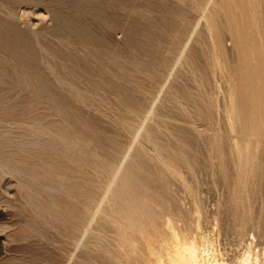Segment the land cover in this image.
<instances>
[{"label":"rangeland","instance_id":"374dc122","mask_svg":"<svg viewBox=\"0 0 264 264\" xmlns=\"http://www.w3.org/2000/svg\"><path fill=\"white\" fill-rule=\"evenodd\" d=\"M229 1L0 0V264H142L130 251L149 257L147 240L137 231L128 238L123 235L124 224L114 217L110 195L118 179L111 182L109 165L138 171L139 176L143 172L146 177L140 176L139 182L146 180L144 193L154 187L145 194L153 208L159 201L175 205L172 210L168 204L171 210L163 209L159 221L167 215L174 218L171 230L176 228L173 232L188 241L199 239L196 245L201 250L205 246L207 257L238 264L250 255L264 264V136L258 138L261 147L254 158L259 169L246 176V196L234 180L238 169L231 141L243 147L246 138L252 139L248 148L252 145L254 154V131L250 124L231 123L227 117L229 97L239 100L243 95L239 50L227 25L231 28L229 21H235L232 16L241 21L250 11L245 20L255 18L253 24L243 17L234 26L237 32H248L254 25L258 41L253 30L249 36L258 44L253 45L258 57H264V0ZM223 5H229L228 12ZM239 23L251 27L246 31ZM250 129L251 136L246 135ZM56 130L63 140L55 137ZM250 174L257 180L253 184ZM166 229L159 223L149 238L163 257L160 245L168 239Z\"/></svg>","mask_w":264,"mask_h":264},{"label":"bare ground","instance_id":"6f19581e","mask_svg":"<svg viewBox=\"0 0 264 264\" xmlns=\"http://www.w3.org/2000/svg\"><path fill=\"white\" fill-rule=\"evenodd\" d=\"M208 1H210L211 2V0H208ZM229 1V0H228ZM237 1H239V0H237ZM236 1V2H237ZM243 1V0H242ZM254 1V0H253ZM260 1V0H259ZM197 2V1H196ZM210 2H208L209 4H210ZM241 2V0L239 1V3ZM245 2H248V1H245ZM206 3H207V0H206ZM227 3H229L230 4V1L229 2H227ZM226 3V4H227ZM232 3V2H231ZM235 3V2H234ZM233 3V4H234ZM242 3V2H241ZM244 3V2H243ZM255 3V2H254ZM254 3H250V4H252V6H253V4ZM263 3V2H262ZM223 4H224V2H223ZM245 4V3H244ZM246 4H248V3H246ZM249 4V5H250ZM230 5H232V4H230ZM248 5V6H249ZM257 5V4H256ZM229 6V5H228ZM227 6V7H228ZM233 6V5H232ZM231 6V7H232ZM235 6V5H234ZM247 6V5H246ZM247 6V7H248ZM202 7H204V6H202ZM223 7H225L226 9H224V11H226V12H228L227 10V7L226 6H224L223 5ZM250 7H251V5H250ZM249 7V8H250ZM229 8V7H228ZM233 8H235V7H233ZM249 8H247V10H246V12L247 11H249L248 9ZM258 8V7H257ZM217 9V8H216ZM251 9H252V7H251ZM250 9V10H251ZM220 10V9H219ZM237 9L235 8V10L234 11H236ZM256 9H254V11H255ZM218 11V10H217ZM232 11V10H231ZM230 11V12H231ZM251 11H253V10H251ZM259 11V10H258ZM225 12V13H226ZM239 12H241L240 10H239ZM214 13V12H213ZM237 16L239 15L238 14V10H237ZM242 13V12H241ZM240 13V14H241ZM248 14V16H249V14H250V11L249 12H247ZM258 13V12H257ZM215 14V13H214ZM230 13H228L227 15H229ZM232 14H233V12H232ZM234 14H235V12H234ZM242 14H244V13H242ZM251 14H252V12H251ZM222 15V14H221ZM236 15V14H235ZM234 15V16H235ZM246 15V16H247ZM163 16V15H162ZM167 16V15H166ZM236 16V17H237ZM244 17V15L242 16V19H243V17H244V19H243V21L245 20V18H247V17ZM251 16V15H250ZM233 17V16H232ZM231 17V19H234L235 21H236V19L238 18H232ZM240 17H241V15H240ZM257 17V16H256ZM161 18V17H160ZM212 18V17H211ZM219 18V17H218ZM228 18H230L229 16H228ZM242 19H241V21H242ZM253 19H255V18H253ZM253 19H250V17H249V20H251L250 22H249V20L247 21V20H245L244 22H249V24H253L254 22H252V20ZM209 20V19H208ZM212 21H213V18L211 19ZM230 20V19H229ZM239 20V22H241L240 21V19L238 18L237 19V21ZM211 21V22H212ZM217 21V20H216ZM225 21H226V18H225ZM228 21V20H227ZM233 21V20H232ZM234 21V22H235ZM242 21V22H243ZM254 21V20H253ZM257 21V20H256ZM261 21V20H260ZM234 22H230L229 21V23H231V24H229V25H232L231 26V28H229L228 27V25H227V29L229 30L230 29V31L229 32H233V37H234V39H235V45H236V49H238L239 51V55H237V56H239L240 57V67L242 68V76L240 77V80L238 81L241 85V88L240 89H242V92L241 93H243V95L242 96H238L239 97V100H238V98H236V97H234V96H232L233 94V92L231 93V95L230 96H232V97H229V101L231 102V105L229 106V104H228V106H229V115H230V117L227 115V117H228V119L230 118V122L231 123H233V122H240V121H242V122H240V124L242 123L243 124V122L244 123H246V124H250L251 126H252V130L254 131V134L252 133V136H254V142L256 143V144H254V145H256V147H255V149H256V151L254 150V147H253V150H254V152H256V153H254V154H252L250 151L252 150L250 147H252V145L251 146H249V148H248V145H249V143H250V141L252 140V139H245V133H244V136H242V137H244V141H245V144L243 145V147H240V145H237L236 144V141H235V144L234 143H232V142H234V141H231V149L233 150V153H234V155L235 156H237V169H238V171H235L236 173L238 172V178H236V179H234L235 181L237 180V186H238V188H239V190H243L244 189V187H245V184H247L246 182H248L247 180H246V176L247 175H249V173L250 172H253V170H255V171H257L259 168H258V166L256 167L255 165H254V158L255 157H257L258 155H257V153H258V150H260L259 149V147H261L260 145H259V143H260V141L258 140V138L259 137H261V135L262 136H264L263 135V132H264V112H263V108H264V96H263V94H264V79L262 80V79H260L259 78V74H261V70L263 69L264 70V57L262 56V54H261V56L262 57H258V54H257V51L255 52V50H254V42H253V44H252V39L255 37V35L256 34H258L259 32H257L255 29V27H251V25L249 26L248 24V26L249 27H251V29H249V31L250 30H253V28H255L254 30L257 32H254V30H253V32L252 33H255L254 34V37H252V39H251V37L249 36L250 34L252 35V33L250 32V34H249V31L248 32H241V31H238L237 32V30H236V28L237 27H235L234 25H235V23ZM232 23H234V24H232ZM238 23V22H237ZM209 24H210V22H209ZM228 24V23H227ZM240 24V23H239ZM245 25H243L242 24V26H245L246 27V31H247V27L248 26H246V23H244ZM210 26H211V28H212V24H210ZM209 26V27H210ZM238 26V25H237ZM241 26V24L239 25V27ZM241 26V27H242ZM255 26H257V25H255ZM148 27V26H147ZM235 28V29H234ZM207 29V28H206ZM242 29V28H241ZM240 29V30H241ZM210 30V29H209ZM244 30H245V28H244ZM146 31V30H145ZM147 31H148V28H147ZM146 31V32H147ZM167 31V30H166ZM216 31V30H215ZM243 31V30H242ZM231 32V33H232ZM148 33V32H147ZM162 33V32H161ZM231 35V34H230ZM166 36V35H165ZM250 37V38H249ZM261 37V36H260ZM230 38H232V37H230ZM250 40V41H249ZM254 40H257V36L254 38ZM263 40V39H262ZM258 41V40H257ZM218 42H220V41H218ZM154 43V42H153ZM256 44H257V42H255ZM259 43V42H258ZM142 45V44H141ZM254 45V46H253ZM258 45V44H257ZM264 46V45H263ZM258 47V46H257ZM259 47H262L260 44H259ZM235 48V47H234ZM235 49V50H236ZM264 49V48H263ZM257 50V49H256ZM261 50H262V48H261ZM221 51V50H220ZM263 51V50H262ZM262 51H259L260 53L262 52ZM258 52V53H259ZM229 53V52H228ZM230 54V53H229ZM264 55V54H263ZM224 56V55H223ZM260 56V55H259ZM229 57V56H228ZM238 59V58H237ZM236 59V60H237ZM229 60V59H228ZM232 62V61H231ZM236 63V62H235ZM239 63H238V66H239ZM226 65V64H225ZM237 66V67H238ZM223 67V66H222ZM227 67V66H226ZM231 67V66H230ZM240 67H238V68H240ZM228 69V68H227ZM229 70V69H228ZM235 70H237V68H235ZM238 71H240V70H238ZM238 71H237V73H238ZM240 71V72H241ZM136 72V71H135ZM134 72V73H135ZM227 72H229V71H227ZM231 72H233V71H231ZM231 72L229 73V74H231ZM151 73V72H150ZM263 73V72H262ZM235 74V73H234ZM128 75H130V74H128ZM241 75V74H240ZM227 76V75H226ZM237 76H239V74L237 75ZM135 77V76H134ZM230 77H233V75H230ZM235 78V77H234ZM264 78V77H263ZM232 79V78H231ZM237 79H238V77H237ZM105 80V79H104ZM43 81V80H42ZM229 81H231V80H229ZM235 81H236V79H235ZM44 82V81H43ZM232 82V81H231ZM230 82V83H231ZM233 82H234V80H233ZM237 82V83H238ZM42 83V82H41ZM45 83V82H44ZM43 83V84H44ZM47 85V84H46ZM46 85H44V86H41V85H39V86H41V88H43L44 89V87L46 86ZM231 85H232V83H231ZM226 86H229V85H226ZM234 86H236V85H234ZM47 88V87H46ZM49 88V87H48ZM231 88H233V85H232V87L230 86V90H231ZM236 88H238V86L236 87ZM234 89H235V87H234ZM229 90V91H230ZM233 90V89H232ZM231 90V91H232ZM230 91V92H231ZM234 91V90H233ZM235 93V92H234ZM240 93V94H241ZM230 98H231V100H230ZM37 106V105H36ZM30 107V106H29ZM31 107H32V105H31ZM35 107V106H34ZM34 107H32V108H34ZM31 108V109H32ZM12 109V108H11ZM28 109V108H27ZM31 109H29V110H31ZM34 110H35V108H34ZM38 110V109H37ZM5 111V110H4ZM28 111V110H27ZM42 111V110H41ZM45 111V110H44ZM228 111V110H227ZM243 111V112H242ZM35 112V111H34ZM46 112V111H45ZM245 112V113H244ZM6 113V112H5ZM11 113V112H10ZM24 113H26L25 111H24ZM27 113H29V112H27ZM30 114V113H29ZM27 115V114H26ZM32 116H33V114H32ZM32 116H31V119H32ZM37 116V115H36ZM153 116V115H152ZM35 117V116H34ZM38 118V117H37ZM77 119V118H76ZM30 120V119H29ZM32 120H34V119H32ZM36 121H38V119H35ZM25 121V120H24ZM39 121H40V119H39ZM42 121V120H41ZM45 122V121H44ZM43 122V123H44ZM216 122V121H215ZM229 122V121H228ZM38 123V122H37ZM29 124V123H28ZM47 124V123H46ZM45 124V125H46ZM63 124V123H62ZM237 124V123H236ZM240 124H238V125H240ZM234 125V124H233ZM245 125V124H244ZM41 126H43V124L41 125ZM243 126V125H242ZM247 126V125H246ZM30 127V126H29ZM44 127V126H43ZM48 127V126H47ZM58 127V126H57ZM61 127V126H60ZM83 127V126H82ZM122 127V126H121ZM230 127H232V126H230ZM240 127H241V125H240ZM244 127V126H243ZM242 127V128H243ZM249 127V125L247 126V128ZM61 128H63V127H61ZM149 128V127H148ZM242 128H241V130H242ZM247 128H244V129H247ZM44 129V128H43ZM67 129V128H66ZM73 129V128H72ZM128 129V128H127ZM48 129H46V131H47ZM61 130V129H60ZM60 130H56V131H54V133H55V137L57 138V139H59V140H63V135H62V133H61V131ZM69 130V129H68ZM130 130H132V129H130ZM129 130V131H130ZM38 131V130H37ZM67 131V130H66ZM92 131V130H91ZM145 131V130H144ZM238 131H239V129H238ZM244 131V130H243ZM246 131V130H245ZM251 131V129L249 130V131H246V132H250ZM32 132V131H31ZM53 132V131H52ZM51 132V133H52ZM224 132V131H223ZM240 133H242L241 131H240ZM45 134H50V131H49V133H45ZM72 134H74V133H72ZM227 134V133H226ZM5 135V134H4ZM33 135V134H32ZM36 135V134H35ZM71 135V134H70ZM93 135V134H92ZM152 135V134H151ZM243 135V134H242ZM246 135H250L251 136V132H250V134H246ZM31 136V135H30ZM48 136H50V135H48ZM66 136V135H65ZM135 136V135H134ZM32 137H35V136H32ZM44 137H46V136H44ZM72 137V136H71ZM71 137H69V139L71 138ZM77 137V136H76ZM132 137V136H131ZM215 137V136H214ZM213 137V138H214ZM234 137V136H233ZM238 137V136H237ZM248 137V136H247ZM29 138V137H28ZM37 138V137H36ZM107 138V137H106ZM240 138V137H239ZM249 138V137H248ZM264 138V137H263ZM56 139V140H57ZM90 139H92V138H90ZM98 139H100V138H98ZM132 139V138H131ZM30 140V139H29ZM33 140H35V139H33ZM50 139H48V141H49ZM54 140V139H53ZM74 140H76L77 141V139H74ZM102 140V139H101ZM105 140V139H104ZM226 140V139H225ZM240 140V139H239ZM24 141H25V139H24ZM72 142V139H70L69 140V142ZM91 141V140H90ZM244 141L242 142V143H244ZM1 142V141H0ZM108 142V141H107ZM110 142V141H109ZM212 142H213V140H212ZM238 142H240V141H238ZM253 142V141H252ZM28 143V142H27ZM37 143H38V140H37ZM42 143V142H41ZM46 143V142H45ZM58 143V142H57ZM94 144H95V142H93ZM106 143V142H105ZM112 142H110V144H111ZM264 143V142H263ZM33 144H34V142H33ZM74 144H75V141H74ZM73 144V145H74ZM108 144V143H107ZM233 144V145H232ZM5 145V144H4ZM21 145H23V144H21ZM20 145V146H21ZM31 145V144H30ZM35 145V144H34ZM46 145H48V144H46ZM52 145V144H51ZM97 145V144H96ZM178 145H179V143H178ZM181 145V144H180ZM215 145V144H214ZM213 145V146H214ZM228 145V144H227ZM241 145V146H242ZM262 145V144H261ZM10 146H11V144H10ZM18 146V145H17ZM36 146H37V144H36ZM50 145H48L47 147H49ZM63 145H61V147H62ZM83 146V145H82ZM112 146V145H111ZM217 147H218V145H216ZM221 146H222V144H221ZM229 146V145H228ZM264 145H262V147H263ZM2 147V146H1ZM8 147H9V145H8ZM7 147V148H8ZM32 147H35V146H33L32 145ZM46 147V146H45ZM45 147H43V148H45ZM65 147V146H64ZM72 147H74V146H72ZM101 147V146H100ZM104 147V146H103ZM53 148V147H52ZM77 148V147H76ZM102 148V147H101ZM109 148V147H108ZM127 148V147H126ZM219 148V147H218ZM230 148V147H229ZM228 148V149H229ZM34 149H37V148H34ZM41 148H39L38 150H40ZM57 149V148H56ZM59 149V148H58ZM61 149V148H60ZM72 150H73V148H71ZM98 149H100V148H98ZM97 149V150H98ZM102 149H104V148H102ZM112 149V148H111ZM220 149V148H219ZM249 149H251L250 151H249ZM262 149V148H261ZM37 150V151H38ZM50 150H52V149H50ZM53 150H55V149H53ZM79 150V149H78ZM97 150H95V151H97ZM101 150V149H100ZM99 150V151H100ZM110 150V149H109ZM210 150V149H209ZM216 150V149H215ZM6 151H8V150H6ZM23 151V150H22ZM32 151H33V149H32ZM61 151H62V149H61ZM102 151V150H101ZM100 151V152H101ZM124 151V150H123ZM128 151V150H127ZM139 151V150H138ZM221 151V150H220ZM228 151V150H227ZM1 152V151H0ZM8 152H10V151H8ZM60 152V151H59ZM67 152V151H66ZM108 152H110V151H108ZM216 152H217V150H216ZM230 152H231V150H230ZM260 152V151H259ZM3 153H4V151H3ZM12 153H13V151H12ZM24 153V152H23ZM44 153V152H43ZM74 153V152H73ZM78 153V152H77ZM76 153V154H77ZM112 153V152H111ZM116 153V152H115ZM121 153V152H120ZM125 153V152H124ZM220 153V152H219ZM40 154V153H39ZM61 154H62V152H61ZM65 154V153H64ZM99 154V153H98ZM105 154V153H104ZM117 154V153H116ZM127 154H128V152H127ZM137 154V153H136ZM157 154H159V153H157ZM161 154H163V153H161ZM256 154V155H255ZM263 154V153H262ZM7 155V154H6ZM24 155V154H23ZM42 155V154H41ZM50 155H52V154H50ZM66 155V154H65ZM79 155V154H78ZM112 155V154H111ZM110 154H109V156H111ZM125 155V154H124ZM129 155V154H128ZM128 155L126 156V157H128ZM171 155V154H170ZM217 155H219L218 153H217ZM232 155V154H231ZM28 156H29V154H28ZM53 156V155H52ZM100 155H98V157H99ZM107 156V155H106ZM108 156V157H109ZM119 156V155H118ZM161 156V155H160ZM179 156V155H178ZM183 156V155H182ZM222 156V155H221ZM7 157V156H6ZM31 157V156H30ZM32 157H34V156H32ZM56 157V156H55ZM66 157V156H65ZM115 157V156H114ZM135 157V156H134ZM149 157V156H148ZM158 157V156H157ZM169 157V156H168ZM171 157V156H170ZM177 157V156H176ZM222 157H224V156H222ZM234 157V156H233ZM3 158V157H2ZM15 158V157H14ZM28 158V157H27ZM54 158V157H53ZM104 158V157H103ZM106 158V157H105ZM113 158V157H112ZM116 158V157H115ZM119 158H121V157H119ZM123 158V157H122ZM172 158V157H171ZM173 158H174V156H173ZM180 158H181V156H180ZM216 158V157H215ZM219 158H221V157H219ZM236 158V157H235ZM234 158V159H235ZM9 159V158H8ZM44 158H42V161H44L43 160ZM77 159V158H76ZM98 159V158H97ZM165 160H166V158H164ZM185 159V158H184ZM188 159V158H187ZM223 159V158H222ZM32 160V159H31ZM69 160V159H68ZM109 160H111V158L109 159ZM117 160V159H116ZM125 160H127V159H125V158H123V161H125ZM159 160H160V158H159ZM179 160V159H178ZM256 160V159H255ZM8 161V160H7ZM16 161V160H15ZM22 161V160H21ZM24 161V160H23ZM41 161V162H42ZM72 161V160H71ZM76 161V160H75ZM77 161H79V160H77ZM85 161V160H84ZM113 161H114V158H113ZM122 161V160H121ZM160 161H162L163 162V160H160ZM36 162V161H35ZM35 162H34V164H35ZM46 162V161H45ZM60 162V161H59ZM111 162V161H110ZM116 162V161H115ZM114 162V163H115ZM134 162V161H133ZM157 162V161H156ZM222 162V161H221ZM22 163V162H21ZM33 163V162H32ZM42 163H44V162H42ZM47 163V162H46ZM81 163V162H80ZM84 163V162H83ZM113 163V162H112ZM125 163V162H124ZM123 163V164H124ZM138 163V162H137ZM159 164H160V162H158ZM163 163H165L164 164V166H166L167 167V161L165 162H163ZM170 163V162H169ZM263 163V162H262ZM30 164H31V162H30ZM50 164L51 163H49L48 165L50 166ZM58 162H57V165L56 166H58ZM85 164V163H84ZM109 164H111V163H109ZM108 164V165H109ZM130 164H131V162H130ZM129 164V162L128 161H126V165H130ZM133 164V163H132ZM177 164V163H176ZM220 164V163H219ZM256 164V163H255ZM47 165V164H46ZM64 165H65V162H64ZM86 165V164H85ZM104 165V164H103ZM125 165V164H124ZM124 165H122V166H124ZM134 165H136V164H134ZM142 165V164H141ZM170 165H172V164H170ZM170 165H168V169H169V166ZM257 165V164H256ZM263 165V164H262ZM261 165V166H262ZM33 166V165H32ZM31 166V167H32ZM51 166H53V165H51ZM74 166V165H73ZM113 166L114 165H112V166H108L107 167V169H106V167H105V169L106 170H108L109 172H111V182H113V180L114 179H118L117 181H118V183H117V186H114V190H110L111 189V182L109 183V181H108V176H107V180H105V181H107L108 182V184L110 185H108L109 186V190L110 191H112L113 193L111 194L110 193V195L112 196L113 195V199H112V205H114V207L116 208V215L114 216V217H118L119 219H121L120 221L122 222H119V223H121V224H124V226L123 225H120L121 227L123 226L124 227V230H121V231H123L122 233H124L123 235H125V237H127L128 238V236H130V234L131 233H133L134 231H137V233L139 232L146 240H147V249H148V251H149V254H150V256L149 257H147V256H144V255H142V254H140V253H134L135 251H133V247L135 246V244H134V246L132 245V244H129L128 246L129 247H131L132 246V248H129L128 247V249H132V251H130L131 252V255L132 256H134L135 258H136V260H138L140 263H142V264H227V263H224L223 261H219L218 259H213V258H215V255L213 256V258L212 257H207L208 255L207 254H210V253H208L207 251H206V249H205V251L207 252V254H205L206 252H203L202 250H204V248H205V246H203L202 248V250H201V247L199 246V239L197 240V237H196V240L198 241V247L200 248V250L198 249V247H197V245H196V243H197V241L195 242L194 240H195V238H194V240L192 239L191 240V238H190V241H188V240H185L187 237L185 236V235H187V233L186 234H182L181 233V235H184L186 238H183V236L180 238V236H177V235H180V233L179 234H175V232L177 231H175V229L176 228H173V230L175 231V232H173V230H171L172 229V223L174 222L173 220H175L174 218H172L171 217V219H172V221H171V219L169 220L168 218H166L167 216H169V215H167L166 217H165V219H167V220H165V219H163L164 220V222H162L163 224H165V227L167 228L166 230L168 231V234L166 233V230H163V231H165V234H167L166 236L168 237V239H167V237H166V239H167V241H166V243H164V241H163V243H162V241H160V244L158 243L157 245H160V249L162 250V252H166V254H165V256L163 257V256H161V254H159V251H158V249L156 248V246L155 245H153V243H152V241H151V243H150V240H149V238L151 237V235H152V233H153V229L154 228H156V226L160 223V224H162L160 221H159V219H160V217H161V211L163 212V209L166 211V210H169L170 208H172V210H174V207H175V205L173 206L171 203H169L168 202V200H167V202H168V204L169 205H172V207L171 206H169L168 204H167V206H169V208L168 209H165V207H167L165 204H166V197L164 198L165 200V203H163V202H161V201H159L160 202V204L158 203V210H157V208L155 209V207H157V206H155V203H154V208H153V206L151 205V202L148 200V197L146 198V196H145V194L147 195V193L149 192V191H153V188L151 189L150 188V190H148V192H146V193H144V191L146 190L147 191V189H145V185H144V183L146 182V180L144 181V179L142 180V181H144V183H143V185H144V189L145 190H143V188L141 187V186H143V185H141L140 184V176H142V175H144L145 176V174L142 172V173H140L141 175L139 176V173H138V171H136L135 173L134 172H132L131 170H129V168H127V169H125V168H123V169H121V168H119L121 165H118L119 167H118V169H113ZM158 166H160V165H158ZM163 165L161 164V169L163 168L162 167ZM174 166V165H173ZM176 166V165H175ZM38 167H39V165H38ZM54 168H55V165L53 166ZM82 167V166H81ZM101 167V166H100ZM103 167V166H102ZM141 167V166H140ZM139 167V168H140ZM156 167V166H155ZM165 167V168H166ZM171 168H172V166H170ZM222 167V166H221ZM221 167H220V169H221ZM57 169H58V167H56ZM61 168V167H60ZM68 168V167H67ZM78 168V167H77ZM76 168V169H77ZM131 168V167H130ZM134 168V167H133ZM132 168V169H133ZM152 168V167H151ZM159 168V167H158ZM235 168V167H234ZM256 168H258V169H256ZM66 169V168H65ZM84 168H82V170H83ZM101 169V168H100ZM103 169V168H102ZM105 169L103 170L104 172H105ZM155 169V168H154ZM167 169V170H168ZM173 169H175V167H173ZM18 170V169H17ZM51 170V169H50ZM59 170V169H58ZM70 170H72V169H70ZM97 170V169H96ZM134 170H136L135 168L133 169V171ZM158 170V169H157ZM164 170V169H163ZM166 170V169H165ZM166 170V171H167ZM171 170V169H170ZM169 170V171H170ZM178 170V169H177ZM217 170V169H216ZM235 170H236V168H235ZM264 170V169H263ZM43 171H45V170H43ZM68 171V170H67ZM77 171V170H76ZM161 171V170H160ZM168 171V172H169ZM176 171V170H175ZM222 171V170H221ZM100 172V171H99ZM102 172V171H101ZM153 172H155V171H153ZM162 173H163V171H161ZM165 172V171H164ZM172 172V171H171ZM260 172V171H259ZM53 173H54V171H53ZM56 173V172H55ZM77 173V172H76ZM156 173V172H155ZM162 173L160 174V173H157L159 176L160 175H162ZM170 173V172H169ZM175 173V172H174ZM221 173V172H220ZM263 172H261L260 174H262ZM35 174H36V172H35ZM49 174V173H48ZM59 174V173H58ZM57 174V175H58ZM70 174H71V172H70ZM85 174V173H84ZM110 174V173H109ZM108 174V175H109ZM165 174V173H164ZM171 174H173V173H171ZM259 174V173H258ZM56 174L54 175V176H57ZM60 175H61V173H60ZM64 175V174H63ZM156 175V174H155ZM154 175V176H155ZM170 175V174H169ZM168 175V176H169ZM181 175V174H180ZM179 175V176H180ZM224 175V174H223ZM234 175V174H233ZM37 176V175H36ZM69 176V175H68ZM86 176V175H85ZM84 176V177H85ZM110 176V175H109ZM148 176V175H147ZM153 176V177H154ZM171 176V175H170ZM177 176H178V174H177ZM250 176H251V174H250ZM252 176H253V174H252ZM252 176H251V178H250V180H252ZM256 176H257V173H256ZM260 176H262V175H260ZM30 177V176H29ZM63 177V176H62ZM62 177H61V179H62ZM65 178L67 177V176H64ZM75 177V176H74ZM146 177V176H145ZM158 177V176H157ZM156 177V178H157ZM164 177H166L165 175H164ZM172 177V180H173V176H171ZM176 176H174V178H175ZM249 177V176H248ZM259 176H257V178H258ZM71 178H73V176L71 177ZM109 178V179H110ZM141 178H143V177H141ZM148 178V177H147ZM150 178V177H149ZM159 178H162V177H159ZM177 178V177H176ZM256 178V179H257ZM261 178V177H260ZM259 178V179H260ZM33 179V178H32ZM59 179V178H58ZM66 179H70V178H66ZM97 179V178H96ZM154 179V178H153ZM171 179V178H170ZM169 179V180H170ZM178 179V178H177ZM176 179V180H177ZM180 179V178H179ZM254 179V182L255 181H257V180H255V178H253ZM64 180V179H63ZM74 180H76V177H75V179ZM162 180H164V179H162ZM43 181V180H42ZM55 181V180H54ZM53 181V182H54ZM60 181V180H59ZM70 181V180H69ZM72 181V180H71ZM70 181V182H71ZM84 181V180H83ZM148 181V180H147ZM159 182H160V180H158ZM167 181V179L166 180H164V182H166ZM234 181V182H235ZM32 182V181H31ZM56 182V181H55ZM76 182H78V181H76ZM79 182H80V180H79ZM100 182V181H99ZM114 182H116L115 180H114ZM113 182V183H114ZM150 182V181H149ZM152 182V181H151ZM151 182L149 183L150 185H151ZM162 182V181H161ZM168 182V181H167ZM170 182V181H169ZM252 182V184L254 183L253 182V180L252 181H250V183ZM142 183V182H141ZM148 183V182H147ZM163 183V182H162ZM172 183H173V181H172ZM60 184V183H59ZM149 184H148V187H149ZM248 184H249V182H248ZM26 185V184H25ZM60 185H62V184H60ZM92 185V184H91ZM113 185V184H112ZM155 185V184H154ZM163 185V184H162ZM251 185V184H250ZM40 186V185H39ZM102 186V185H101ZM165 186V185H164ZM168 186V185H167ZM185 186V185H184ZM234 186V185H233ZM253 186V185H252ZM35 187V186H34ZM105 187V186H104ZM183 187V186H182ZM250 187V186H249ZM47 188V187H46ZM102 188V187H101ZM108 188V187H107ZM147 188V187H146ZM247 188V187H246ZM27 189V188H26ZM30 189V188H29ZM69 189V188H68ZM95 189V188H94ZM112 189H113V186H112ZM149 189V188H148ZM158 189H159V187H158ZM160 189H162L163 190V188H160ZM165 189V188H164ZM237 190V188H235L234 187V190ZM23 190V189H22ZM75 190V189H74ZM108 190V189H107ZM106 190V191H107ZM108 190V191H109ZM168 190V189H167ZM165 191V192H168V191ZM173 190V189H172ZM188 190V189H187ZM245 190V189H244ZM243 190V192L245 193V191ZM248 190H249V188H248ZM248 190H247V192H248ZM96 191V190H95ZM156 191V193H153V194H157L158 192H157V190H155ZM164 191V190H163ZM37 192V191H36ZM242 192V191H241ZM52 193V192H51ZM151 193V192H150ZM161 193V192H160ZM159 193V194H160ZM164 193V192H163ZM162 193V194H163ZM174 193V192H173ZM237 193H238V191H237ZM162 194H160V195H162ZM239 194H240V191H239ZM246 194V193H245ZM34 195V194H33ZM56 195V194H55ZM152 195V194H151ZM160 195L158 196V197H160ZM164 195H165V193H164ZM32 196V195H31ZM50 196V195H49ZM148 196H150V195H148ZM157 196V195H156ZM166 196V195H165ZM240 196V195H239ZM242 196H244V194L242 195ZM246 196H247V194H246ZM79 197V196H78ZM152 198L154 199V197L152 196ZM170 198V196L168 197V199ZM233 198V197H232ZM81 199V198H80ZM231 199V198H230ZM235 199V198H234ZM245 199H246V197H245ZM35 200V199H34ZM33 200V201H34ZM38 200V199H37ZM54 200V199H53ZM57 200V199H56ZM88 200V199H87ZM152 200V199H151ZM161 200V199H160ZM232 200V203H233V199H231ZM236 200V199H235ZM242 200H243V198H242ZM111 201V200H110ZM155 202H156V200H154ZM158 201V200H157ZM163 201V200H162ZM172 201H173V199H172ZM236 202H237V200H236ZM243 202H244V200H243ZM56 203V202H55ZM90 203V202H89ZM156 203V204H157ZM174 203V202H173ZM235 203V202H234ZM241 203V202H240ZM240 203H239V205H240ZM51 204V203H50ZM84 204V203H83ZM91 204V203H90ZM101 203H99L98 205H100ZM244 204V203H243ZM37 205V204H36ZM53 205V204H52ZM97 205V206H98ZM109 205V204H108ZM232 205H237V204H232ZM238 205V206H239ZM38 206H39V204H38ZM41 206V205H40ZM85 206V205H84ZM93 206V205H92ZM177 206V205H176ZM221 206V205H220ZM241 206H243V205H241ZM101 207V206H100ZM236 207L237 206H235V209H236ZM104 208V207H103ZM110 208V207H109ZM112 208V207H111ZM177 208V207H176ZM233 208V207H232ZM39 209V208H38ZM94 209V208H93ZM107 209V208H106ZM241 209V208H240ZM87 210H88V208H87ZM91 210V209H90ZM97 210H99V209H97ZM110 210V209H109ZM111 210H114V208L113 209H111ZM171 210V209H170ZM234 210V209H233ZM43 211V210H42ZM96 211V210H95ZM165 211H164V213H162V214H165ZM85 212V211H84ZM89 212V211H88ZM97 212V211H96ZM96 212H94V214L96 213ZM109 212V211H108ZM169 212V211H168ZM105 213V212H104ZM110 213V212H109ZM113 213V212H112ZM114 213H115V211H114ZM166 213H167V211H166ZM173 213V212H172ZM176 213V212H175ZM97 214L98 213H96V216H97ZM102 214V213H101ZM100 214V215H101ZM174 214V213H173ZM246 214V213H245ZM78 215V214H77ZM86 215V214H85ZM88 215L89 216H91V214L90 213H88ZM106 215H108L107 213H106ZM179 215V214H178ZM101 216H103V215H101ZM109 216V215H108ZM243 216V215H242ZM246 216V215H245ZM79 217V216H78ZM93 216H91V218H92ZM105 217V216H104ZM107 217V216H106ZM113 217V218H114ZM164 217V216H163ZM162 217V218H163ZM247 217V216H246ZM248 217H249V215H248ZM98 218V217H97ZM112 218V219H113ZM162 218H161V221H162ZM110 218L108 217V220H109ZM115 219H117V218H115ZM182 219V218H181ZM194 219V218H193ZM245 219V218H244ZM243 219V220H244ZM246 219H248V218H246ZM245 219V220H246ZM64 220V219H63ZM82 220H84V219H82ZM111 220V219H110ZM123 220V221H122ZM54 221V220H53ZM106 221V220H105ZM105 221H104V223H105ZM116 221H118V220H116ZM115 221V222H116ZM66 222V221H65ZM83 222H85V221H83ZM102 222V221H101ZM109 222V221H108ZM114 222V221H113ZM124 222V223H123ZM55 223V222H54ZM111 223H112V221H111ZM119 223L118 224H116L117 226L119 225ZM175 223V222H174ZM115 224V223H114ZM113 225V224H112ZM112 225H111V227H112ZM115 225V226H116ZM146 225H147V227H146ZM119 226V227H120ZM174 226V225H173ZM114 227V226H113ZM122 227V228H123ZM159 227V226H158ZM161 227H163L164 228V226H161ZM116 228V227H115ZM122 228H118V230L119 229H122ZM82 229V228H81ZM117 229V228H116ZM114 232H115V234H116V232H117V234H119L118 233V231H116V230H113ZM120 232V231H119ZM180 232V231H179ZM182 232V231H181ZM76 233V232H75ZM122 233H120V234H122ZM164 234V235H165ZM256 234V233H255ZM118 236V235H117ZM131 237V236H130ZM129 237V238H130ZM192 238L194 237V236H191ZM122 238H123V236H122ZM138 238V237H137ZM152 238V237H151ZM118 239H120V238H118ZM125 239V238H124ZM124 239H123V241H121V243H125V241H124ZM132 239H133V237H132ZM121 240V239H120ZM127 240V239H126ZM128 240H131V239H128ZM145 240V241H146ZM134 241V240H133ZM138 241H140V240H137V243H138ZM157 241V240H156ZM126 243H127V241H126ZM129 243H131V241H129ZM207 243V242H206ZM146 244V243H145ZM119 245V244H118ZM121 245V244H120ZM123 245V244H122ZM126 245V244H125ZM205 245V244H204ZM209 245V244H208ZM137 246V245H136ZM207 246V245H206ZM209 247V246H208ZM208 247H206L207 249H210V248H208ZM121 248V247H120ZM126 248V247H125ZM136 248H138V246L136 247ZM124 249V248H123ZM128 249H127V251H128ZM118 250H119V248H118ZM164 250V251H163ZM120 251V250H119ZM121 251H122V249H121ZM125 251V250H124ZM128 251V252H129ZM209 251V250H208ZM255 251V250H254ZM258 251V250H257ZM210 252V251H209ZM118 253V252H117ZM262 253H263V250H262ZM250 254V253H249ZM255 254V253H254ZM120 255V254H119ZM130 255H127V257H129ZM209 256H211V255H209ZM152 257V258H151ZM124 258H125V256H124ZM212 258V259H211ZM262 258V257H261ZM218 260V261H217ZM262 260V259H261ZM115 261V260H114ZM260 261V260H259ZM118 262V261H117ZM134 263V262H133ZM260 262H258V260H257V258H256V256H254V258H253V260L250 258V255H247V256H245L241 261H239L238 262V264H259ZM262 263H263V261H262ZM261 263V264H262ZM127 264V263H126ZM135 264V263H134Z\"/></svg>","mask_w":264,"mask_h":264}]
</instances>
